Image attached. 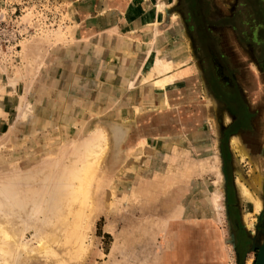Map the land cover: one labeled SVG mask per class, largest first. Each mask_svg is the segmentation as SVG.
Returning a JSON list of instances; mask_svg holds the SVG:
<instances>
[{
    "label": "rangeland",
    "instance_id": "obj_1",
    "mask_svg": "<svg viewBox=\"0 0 264 264\" xmlns=\"http://www.w3.org/2000/svg\"><path fill=\"white\" fill-rule=\"evenodd\" d=\"M190 1L0 0V223L18 235L0 243V264H159L170 217L184 226L189 251L202 243L192 237L198 222L209 220L223 233L228 264H254L264 207L256 215L236 182L264 203V175L260 189L254 183L264 160V16L257 36L243 16L241 66L226 31L237 27L236 5L226 14L218 4L214 16V0ZM157 4L163 20L149 24ZM155 59L170 69L144 78ZM166 77L178 83L173 92L156 86ZM261 117L263 148L252 158L239 136ZM100 133L108 145L92 202L74 220L72 188ZM41 239L48 250L38 252Z\"/></svg>",
    "mask_w": 264,
    "mask_h": 264
},
{
    "label": "crops",
    "instance_id": "obj_2",
    "mask_svg": "<svg viewBox=\"0 0 264 264\" xmlns=\"http://www.w3.org/2000/svg\"><path fill=\"white\" fill-rule=\"evenodd\" d=\"M218 4L221 6V8L223 9V12L226 14L227 12H230L231 9L235 7V5H236V8L239 10V12H237L234 15V16H237V18L234 20V24H237V27L234 28L231 25V27L230 28L228 27L226 31L228 34L227 36V40L229 41L228 43L230 44L232 51L237 53V58H235V63L237 65L243 64V62H240L242 61L243 57H240L238 54L240 52L242 53L243 51L248 56V53L243 49V47H241L240 42H239L240 35L239 33H237V31L239 30V27L240 29H242V27L245 26L246 30L247 28H249V25H242L243 24L242 22H245L244 21L245 18L243 16H251V20H249L248 22L250 24V31L249 30L248 31L253 36L258 35L256 25L258 24L259 21H257L256 16H264V0H249L247 2L244 0H218V1L214 0V3L212 5L213 11L211 13L214 16H216L215 15L216 13L220 12V10L218 9ZM240 9H242V12H240L241 11ZM258 19H260V17H258ZM248 31L245 33L248 34ZM170 64L171 63H169V65ZM241 66H244V64ZM152 69L149 71L148 74H146L144 78L148 77L151 74L150 72L152 71ZM139 75L135 79L136 82L139 78ZM152 79L153 78L148 79V80L145 79L144 82H148ZM252 79L253 81L256 80V78L254 77ZM249 80H250L249 76H245L244 78H241L242 84L244 83L245 88L250 86L249 82L251 81ZM252 83L254 84V82ZM156 86H161L160 81L156 83ZM171 90L172 89H168V91H171ZM168 96L169 95L167 93L164 96H162L164 104L166 101L168 104H170V101H172L168 99ZM252 102H253L252 108L255 109L257 99L255 98L252 99ZM261 121H262V117L257 120V124L259 126L257 125L253 131H249V132L244 131L242 135L239 136L241 138L242 144L243 143L246 144L248 149L244 145L243 146L246 148L247 153L252 158H255L254 156H256L257 150H260L263 148L262 138H261L263 131H262V127L260 126ZM248 150H250L251 152ZM175 219H176L175 217L173 218L170 217V219L168 220L166 224L167 228H165L164 230L165 233H164L163 239L164 238H167V239H165L163 242V245L165 246H163L162 248V254H161L162 261L159 264H228V260H227L228 256H227L225 243L223 240V233L221 229L217 227L214 222L209 221V220L198 222L199 227L197 226L195 227L196 232L194 231V234H192V237L195 240L201 237L202 243L199 245L197 244L198 242L196 240L195 244H193L194 249L189 251V249L186 247V244L183 241L185 238V234H187L186 230L184 229V226L182 224L179 225V227H177L176 224H173L177 220ZM169 235L171 236V238L175 239V241L171 243L170 246L168 242L166 241L168 240ZM227 247L228 249L229 247H231L230 249L233 252L232 246L230 243H227ZM188 252L190 253V255L187 257Z\"/></svg>",
    "mask_w": 264,
    "mask_h": 264
},
{
    "label": "bare ground",
    "instance_id": "obj_3",
    "mask_svg": "<svg viewBox=\"0 0 264 264\" xmlns=\"http://www.w3.org/2000/svg\"><path fill=\"white\" fill-rule=\"evenodd\" d=\"M164 11H165V5L159 4L158 8H157V14L155 17H153L152 20L149 21V24H156V23L158 24L159 22H161L163 17H164ZM153 64H154V66H157V68L155 67L154 69H152V77H153V75H156V74L158 75V73L162 74V72H166L170 69V66L168 64H162L160 59H155V62ZM160 83H161V86L164 87L165 89L175 88L178 86V83L172 77H166L163 80H160ZM255 84H257V83H255ZM163 92H164V90H163ZM171 92H173V91H171ZM165 105H168L167 101L165 102ZM114 136H115L116 142L119 143L120 140L122 139V132L120 130H116ZM107 143H108V136L107 135L105 136V134L100 133L97 136V139H96L95 143L93 144V146L91 147V149L87 152L86 160L84 161V164L82 163L83 166L81 164V166L83 167L81 169L82 174H81V177L79 176L78 185L77 186L75 185V189H74L73 184H72V187H73L72 192L73 193H72V198H71L70 204H69L70 206L68 205V207L72 206V208L73 207L76 208V212H74V216H73L74 220L79 219L81 217L84 209L87 208V206L90 202H92V193H91L92 180H93L94 175L96 174V167H98L99 161L102 159L103 156H105L104 154H106L105 150L107 147L105 148V146ZM232 146H233L235 152L238 154V156L241 159H243L244 156L246 155V152L241 147V145L237 139H235V138L232 139ZM256 170L258 171V175L255 176L256 178H254V183L257 184L259 186V189H260L261 185H262L261 180H263L262 178L264 175V160L257 161ZM73 177H75V176H73ZM221 177L222 176L218 177L217 182H219V181L221 182V180H222ZM236 184L238 186V190L240 192L241 197H243V198L245 197L248 200H250V202L253 204V207H254L253 208L254 213L256 215H258L263 210V207H264L263 206L264 203L262 202V198L260 196L261 192L258 193V191H257V194H256V192H253L252 190H250L247 186H245V184L243 183L240 176L237 177ZM208 195H209V199H210L209 202H210L211 209L212 210L214 209L216 211V213H218L219 208H220V206H219L220 202L218 203V200L220 198V194L217 193L216 190L214 189ZM251 214H248V215L246 214L244 216V221H245V224H247L246 226L249 229L250 228L254 229L253 223H254L255 219H254V221H252V223H249L250 220H248V218ZM69 216H70V213H69ZM59 222L62 223V221H60V220H59ZM67 225H68V220L66 217L65 222H63L61 224V226L59 227V231L56 230L53 233V235L51 234L50 236H48L49 241L55 242L56 239L58 238V236L60 235V232L62 234ZM13 230H15V229H13ZM14 232L8 226V223H5L4 221H2V223H0V243L4 242L7 244H12V243L15 244L17 241L18 235H16V233H14ZM44 239H46V238H44ZM37 244L39 246V247L37 246L38 248L36 247L38 252L48 250V245H46L45 241H43L42 239ZM21 246L22 247H20V246L19 247L24 248V244H22Z\"/></svg>",
    "mask_w": 264,
    "mask_h": 264
},
{
    "label": "water",
    "instance_id": "obj_4",
    "mask_svg": "<svg viewBox=\"0 0 264 264\" xmlns=\"http://www.w3.org/2000/svg\"><path fill=\"white\" fill-rule=\"evenodd\" d=\"M257 247L258 252L254 264H264V238L262 243L259 244Z\"/></svg>",
    "mask_w": 264,
    "mask_h": 264
},
{
    "label": "flooded vegetation",
    "instance_id": "obj_5",
    "mask_svg": "<svg viewBox=\"0 0 264 264\" xmlns=\"http://www.w3.org/2000/svg\"><path fill=\"white\" fill-rule=\"evenodd\" d=\"M184 1L186 2L187 0H184ZM189 1H190V0H189ZM190 2L192 3V7H193V6H195L196 3H199L200 0H191ZM200 3H201V2H200ZM185 4H186V3H185ZM189 8H190V7H189ZM190 9H191V8H190ZM200 14H201L200 11L197 10V12H196V10H195V14H194V16H198V15H200ZM197 19H198V18H197ZM199 21H200V19H199ZM197 22H198V20H197ZM199 24H200V23H198V25H199ZM199 28H200V27H199ZM196 32H198V31H196ZM200 32H201V31H200ZM200 32H199V33H200ZM199 33H198V34H199Z\"/></svg>",
    "mask_w": 264,
    "mask_h": 264
}]
</instances>
